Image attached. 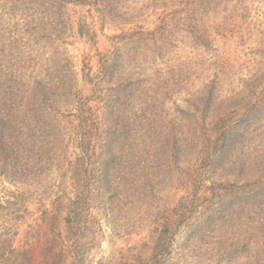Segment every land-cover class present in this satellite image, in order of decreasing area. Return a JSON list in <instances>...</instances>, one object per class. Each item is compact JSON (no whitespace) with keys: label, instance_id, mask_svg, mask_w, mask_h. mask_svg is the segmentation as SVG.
Masks as SVG:
<instances>
[{"label":"trees","instance_id":"obj_1","mask_svg":"<svg viewBox=\"0 0 264 264\" xmlns=\"http://www.w3.org/2000/svg\"><path fill=\"white\" fill-rule=\"evenodd\" d=\"M84 1L87 7L94 8L103 16L107 10L109 12V1ZM188 1L166 11L161 17L162 21L167 17L171 19L166 21L164 29L166 31L168 26L172 27L169 37L165 38L166 43L171 45V51L176 48L177 43L181 44L180 41L177 42V33H186L192 60L197 64L196 68H191L189 77L192 78L201 66L204 75L203 78L200 77L201 83L196 89L192 86L186 92L183 91L186 94L182 97L184 102L191 104L194 109L181 110L183 115L180 118L183 121L187 117V121L190 119L195 122L196 127L187 126L188 133L192 132L194 136L202 138V141L197 145L199 153L197 152L195 164H190L193 166L192 171H185L178 183L189 173L190 184L195 180L194 183L199 182L208 191H214L215 183H220L222 188L216 199L221 205L220 209L206 218L203 227L194 232H200L207 225L210 228L212 223L214 233L218 234L219 221L227 231L231 228L239 233V218L235 216L239 217L241 214L238 206L242 204L240 201H244L242 198H245L256 200L259 204L254 213L256 218L249 226L252 225L264 236V195H259L261 199L257 197L259 191L264 190V177L259 181L254 179L241 183L233 181L230 173L237 167L243 170V166L240 167L239 164L242 153L258 160V163L264 161V151H259L260 145L255 146L254 141L256 126L260 124L257 122V113L264 105V87L259 91H263L261 99L259 93L250 102L245 101L242 96L248 84L255 79L246 77L238 91L229 89L227 93V79L234 65L239 62L238 51H232L231 48L221 50L215 43L220 37L235 35L236 23L241 22L248 7L243 1L236 0ZM56 2L49 8H44L43 0L35 1L30 5L34 10V18L44 21L45 26L56 27L64 18L61 14L63 7L66 8L70 0ZM6 5L15 6L9 1ZM38 5L42 9H38ZM41 24L40 21L30 23L29 31H33V28L34 31L40 30ZM79 25L84 27L86 23L80 20ZM88 26L89 28L79 30L80 38L89 40L91 45L96 44L95 30ZM154 30L155 28H148L142 31L139 38L135 37L136 33L121 35L118 40L124 43L115 51L101 56L98 73H92V68L85 62L81 74H69L66 66L57 70L53 63L48 64L49 58L46 62L37 64L29 81L23 84L27 96H13L12 115H6L2 120L6 127V140L2 141L3 153L10 154L2 166L3 175L16 189L13 202L15 205H22L19 207L21 211L14 216L21 218L28 206L38 207L41 211H37V220L42 223L40 228L34 227L39 233L36 240L39 244L37 252L34 248L30 250L25 246L11 251L16 255V260L20 259L19 264H83L86 249L81 250L78 237L82 231H88L91 225L99 224L97 218L100 209L111 213L116 222L120 219L128 222L123 234L134 241L132 244L135 245L133 248L136 253L140 248L139 256L144 264L170 263L180 236V228L187 220V212L180 210V200L175 197L177 191L169 190L172 182L170 173L174 172V166H182L181 159L190 158L187 150H183L185 145L180 143L182 139L178 134L174 135L175 132L169 131L168 116L154 118L153 114L148 115L136 106L138 103L143 105L142 103L152 98L146 95L150 88L159 91L160 86L164 88L168 83L180 87L183 84L177 73L168 68L170 61L166 63L167 53H162L163 47H157L158 57L151 54L149 41L144 38ZM183 37L179 39L182 40ZM39 40L38 37L34 39L36 43ZM185 44L182 46L186 47ZM174 53L177 54L178 49ZM153 56L152 66L156 69L148 70L146 66ZM63 58L67 61L64 56ZM126 61L131 66H127ZM116 78L113 89L107 86L103 94L104 101H100L106 104L105 107L99 109L87 106V100L92 97L83 98L84 90L89 88V93L94 94L100 85H108ZM143 97L146 98L141 99ZM132 100H136L134 108L127 106ZM73 102L77 104L78 114L63 112L72 107ZM152 102L155 100L152 99ZM7 110L6 107L4 112ZM240 110H243L242 115H238ZM192 112L194 116L199 114L201 124H205L206 119L210 118V131L204 124L199 131L196 121L190 117ZM72 117H78L79 122L74 123ZM8 118L10 121H7ZM186 124L187 122L184 125ZM96 125L100 130H93L92 127ZM152 127L157 129L150 130ZM190 141L188 135L185 142ZM69 144L75 147L70 156L66 149ZM139 158L141 162H138ZM147 160L151 163H147ZM201 169L204 171L201 172ZM244 169L249 171L250 166L245 164ZM53 170L57 172L59 184L48 188L45 182ZM164 173L168 176L161 179ZM67 175H71L75 197L63 200L57 197L56 202L48 199L50 203L45 205V192L48 191L51 195L55 188H61L63 177ZM241 191L243 193L239 195ZM164 193L166 199L162 200ZM97 196L100 200L93 201L97 200ZM206 201L210 202V199L207 198ZM242 225L244 220L240 230ZM19 226L22 224L11 227V233L16 234L18 231L15 230ZM91 234L98 237L96 232ZM253 238L247 237L245 240L252 242ZM0 239L8 240L7 234L1 232ZM254 241H257L256 238ZM255 244L259 246V243ZM260 247L261 245L255 247L257 255L264 252V249L259 251Z\"/></svg>","mask_w":264,"mask_h":264},{"label":"rangeland","instance_id":"obj_2","mask_svg":"<svg viewBox=\"0 0 264 264\" xmlns=\"http://www.w3.org/2000/svg\"><path fill=\"white\" fill-rule=\"evenodd\" d=\"M7 1L15 6L8 7L6 5ZM35 1L37 0H0V233H6L8 236V240L0 239V264H19L20 259L16 260V255H13L11 251L19 250L23 246L29 247L30 250L34 248L35 252H37L39 244L36 240L38 239L39 233L35 228L38 226L40 228L42 225L37 220L39 217L37 211H41L38 207L28 206V209L24 215H21V218L14 216L16 213H19V207L22 205H15L13 202L16 189L7 182V178L3 175L2 166L10 154L3 153L2 141L5 139L4 130L6 127L2 120L6 115L9 117L12 115L13 96H27L23 84L29 81V77L35 70L37 64H41L43 61L46 62L50 58L48 64L50 62L51 64L53 63L52 65L57 70H62L66 66L69 74H81L83 64L88 62V65L92 68V73H98L101 56L115 51L117 47H121V44L124 43V41L120 42L118 40V38H121V35L125 33H136L135 37L139 38L138 35L148 28H155L153 33L146 34L144 38L149 41L148 45L151 54H155L154 56L158 57L159 52L157 51V47H163L162 53H167L168 61L166 60V63L170 61L168 68L173 69L177 73V76L183 84L180 87L174 83H168L164 88L160 86L161 90L159 91H154L155 88H150L149 92L145 94L147 97L152 98L146 101V103H142L143 105L138 103L136 106L138 109H143L142 111L148 115L153 114L154 118L168 116L167 121L170 122L169 128L171 129L169 131L175 132L174 135L178 134V137L182 139L180 143L185 145L183 150H187L186 153L190 158L189 160L181 159L182 166H174V172L170 173L172 175V182L170 183L169 190L177 191L175 197L180 200V210H183L185 213L187 212L185 216L187 220L183 222V226L180 228V236L178 237V242L175 245L174 254L169 264H263L264 252L261 255L259 253L257 255L255 247L258 248L261 245L259 251L264 249V236L258 230H255L252 225L249 226V223L256 218L254 215L255 209L259 207L256 200L242 198L244 201H240L242 204L238 208L241 214L239 217L235 216V218H239L237 222L239 233L231 228L227 231L219 221L217 222V226L219 227L218 234L214 233V225L212 223H210V228L207 225L200 232H194L203 227V222L206 218L210 217L213 213H217L220 209L221 205L216 199L219 193H221L220 189L222 188L220 183H215L214 191L206 190V186L200 185L199 182L194 183L195 180L190 184L189 173L178 183L185 171H192L193 166H190V164L195 162L199 153L197 145L202 141V138L194 136L192 132L188 133L187 126L194 125L196 127L195 122L190 119L187 121V117H184L183 121L180 118L183 115L180 113L181 110L189 111L191 108L194 109L191 104L184 102L182 97H185L186 94H183V91L186 92L192 86L196 89L204 75L202 74L203 67L201 66L194 72L192 78L189 77L191 68H196L197 64L192 60V55L190 54L191 49L189 48L190 42L187 40L186 33L185 35H179L177 33V42L180 41L181 44L179 45L177 43L173 51L178 49V53L173 54L171 45L166 43L165 40L167 36L169 37L170 30L172 29L171 25H167L168 30L164 31L166 29V21L171 19L167 17L166 20L162 21L161 17L166 11L169 12L174 7L184 5L189 1L106 0V3L109 1V4H107L109 12L107 10L103 16L94 8L87 7L84 0H70V4H67L66 8L63 7L64 10L61 11V14L64 16L63 20L54 28L45 26L44 21L34 18V10H32L33 8L30 5ZM56 1L43 0L45 3L44 8H49L51 5L56 4ZM236 1H243L247 5V14L241 17L240 23H236L237 31L233 37H220L215 43L221 50L227 51L231 48L232 51H238L237 57L239 62L234 65V69L227 79V93L229 89L238 91L243 84L244 78H255L248 84L249 86L242 96L245 101L250 102L259 93V98L261 99L263 91H259L261 87H264V0ZM38 9H42V7L38 5ZM220 17L223 18L225 16L220 15ZM80 20L85 22L87 26L84 25V27H81L79 25ZM37 21L42 22L40 30L34 31L33 28V31H29V24L37 23ZM227 24H230V21H227ZM88 25L95 30L97 36L96 44L91 45L89 40L80 38L81 34L79 30L81 28H89ZM62 32L63 34L61 35ZM35 37L40 39L37 43L34 41ZM180 37H183V39L180 40ZM184 44L186 47L182 46ZM63 56L67 61L64 60ZM154 56L149 59V64L146 66V69H156V67L153 68L152 66ZM126 65L131 66L127 61ZM115 81H117V78L114 81L112 80V83L108 85H100L94 94L89 93V88L84 90L82 93L83 98L92 97L91 100H87V106L91 105L99 109L100 107H105L106 104L100 101H104L103 94L107 86L113 89L116 84ZM100 90H103L102 94ZM144 95L142 94V96ZM145 98L143 97L141 99ZM152 99L155 102H152ZM135 101L132 100L127 106L134 108ZM6 107L8 110L4 112ZM263 107L264 105L257 113V120L259 119L257 122L261 125L256 126L254 134L255 146L260 145L259 151H264ZM69 111L78 114L77 104L73 102L72 107L63 110V112ZM119 113L123 114L121 110H119ZM242 113L243 110H240L238 115H242ZM190 117L196 121L199 126V131H201L204 123L201 124L202 121L200 120L201 117L199 114L198 116H194L192 112V116ZM71 119L75 121L74 123L79 122L78 117L76 119L72 117ZM209 119H206V123L204 124L205 128L208 126V131H210L209 127L211 126L209 125ZM7 121H10V118ZM186 122L187 124L184 125ZM92 128L94 131L100 130L97 125ZM192 128L194 129V127ZM156 129L157 127H152L150 130ZM188 135L191 141L185 142ZM202 145L203 142L200 147ZM74 148L71 144L67 145L68 156L71 155ZM239 151L241 152V147ZM72 159H75L74 156H72ZM239 160L241 161L239 163L241 165L240 167L243 166V170L237 167L233 171H230L233 181L244 183L245 181H253L254 179L259 181L261 177H264V161L263 163H258V160L255 161L243 153ZM173 161H176V159ZM138 162H141V158H139ZM147 163L151 162L147 160ZM245 164L250 166L249 171L244 169ZM177 170L181 172H177ZM200 171L202 172L204 169ZM56 176L57 172L53 170L49 174L48 181L45 182L46 187L58 186L59 183ZM162 176L161 179H166L168 175L164 173ZM70 177L71 175L63 177L61 188H55L52 192L50 191L51 195L48 194V191L45 192V205L50 203L48 199L54 201L57 197L61 200L75 197ZM196 181H198V178H196ZM242 191L239 195H242ZM262 191L264 190L261 189L258 193L257 197L259 199H261L259 195H264ZM48 195L50 198H48ZM162 195V200L166 199V193ZM207 198L210 199V202L206 201ZM99 200L97 196V200L93 201ZM98 211H100V215L97 218L99 219V224L91 225L88 231H82L78 237L79 247L81 250L86 249L83 264H144L139 256L140 248L136 253V250L133 248L135 245L132 244L134 241H130L123 234V229L128 222L124 219L116 222L115 217L111 213L102 209ZM243 220L244 225H242L240 230ZM20 224L22 226L17 227L15 230L18 232L12 234L11 227ZM221 227H223L222 230ZM95 232L98 237L91 234ZM244 232L245 235L242 236ZM247 237L254 238L252 242H247L245 240ZM255 238L257 241H254ZM255 243H259V246ZM238 247L239 249H237Z\"/></svg>","mask_w":264,"mask_h":264}]
</instances>
